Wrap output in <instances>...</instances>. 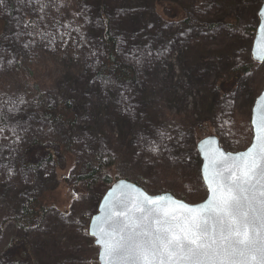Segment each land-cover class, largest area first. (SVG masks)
I'll return each mask as SVG.
<instances>
[{
  "label": "trees",
  "instance_id": "obj_1",
  "mask_svg": "<svg viewBox=\"0 0 264 264\" xmlns=\"http://www.w3.org/2000/svg\"><path fill=\"white\" fill-rule=\"evenodd\" d=\"M11 1L17 4L16 7L7 0L10 12L14 13L28 0ZM30 1L38 6L40 18L35 21L29 13L24 15V26L31 36L29 47L31 45L36 48L39 35L49 25H53L50 32L67 30L73 39L67 40L64 46L66 59L62 62L56 52L50 66L53 76L48 82H41L36 78L38 55L30 53L29 56L25 51H19L20 43L15 37L17 30L7 36L5 47L14 51V64L24 81L18 91H12V82L4 83L0 88V115L3 117L0 119V151L4 150L3 155L10 153L14 147L22 151L19 162L23 168V184L14 191L9 171L0 186V197L8 199L9 206V215L0 224V234L7 220H12L16 227L8 247L11 252L0 254V264L36 263L30 242L27 241L28 233L41 224L53 208L45 200V193L54 191L60 182H66L65 175L59 179L58 174L67 168L69 160L72 171L76 172L72 185L74 192L77 195L83 192L93 193L97 208L109 186L122 177L119 168L125 163L126 157L122 146L135 129L141 128L138 132L143 142L140 144L138 157L135 158L150 170L165 164L164 160L170 152L187 154L182 150L181 140L190 142V149L194 152L197 140L210 134L212 126V120L206 119L204 115L196 118L197 116L189 114L169 113L162 104L157 105L159 82L156 78L160 74L155 70L138 71L132 61L135 57L124 55V50L120 49V37L124 35L130 36V43L139 48L152 45L148 38L152 37L149 34L157 25L146 23L151 19L149 14L145 15V20L140 25H134L129 17V13L143 0H129L126 6V0ZM113 3L115 5H111ZM172 4L174 3H167L165 0L154 2L156 18L160 22H163L162 12L169 11V16L181 24L179 26L184 29V33L202 26L195 24H203V20L195 22L190 15L184 13L185 10L182 12L179 5ZM213 25L215 23L210 22L203 26L207 30ZM256 26L246 29L249 40L244 39V43H241L245 55L242 58L236 59L237 51L232 45H226L222 50L210 54H207L202 44L192 45L193 47L185 45L186 62L189 59L195 62L196 76L205 75L211 64L216 71L207 101V109L213 112L217 121L218 127L213 129L215 133L224 135L233 125L232 117L235 114L228 101L233 80L239 76L247 77L256 66L249 54ZM94 40L97 42L96 49H93L94 45L88 44ZM211 55L212 58L209 59ZM263 85L264 81L257 86L256 91L259 92V87L262 88ZM102 93L108 99L99 106L96 119L89 125L84 124L82 118L88 112L94 95ZM257 95L259 94L253 98L252 93L247 95L252 98L249 108L252 109ZM161 106L164 109L162 112L159 110ZM207 113L208 110L205 115ZM250 114L251 112L247 115L248 123ZM248 123L244 129L247 134L250 131L252 133ZM117 125L121 133L125 131L122 137L115 138L116 142L112 140L109 143V136H115ZM31 132L34 136L31 145H27L26 137ZM82 135L87 138L86 141L82 140ZM221 141L223 142V138ZM153 148L156 150L153 151ZM84 155L87 156L82 158L84 163H81L80 156ZM197 160L199 169L200 158L197 157ZM49 162L52 164L51 169L46 165ZM38 174L41 180L44 181L46 177L50 180L41 187L40 184L36 187L34 181ZM137 182H141L140 178Z\"/></svg>",
  "mask_w": 264,
  "mask_h": 264
},
{
  "label": "rangeland",
  "instance_id": "obj_2",
  "mask_svg": "<svg viewBox=\"0 0 264 264\" xmlns=\"http://www.w3.org/2000/svg\"><path fill=\"white\" fill-rule=\"evenodd\" d=\"M155 1L162 2L164 0H143L129 13L134 25H140L145 20L146 14L151 17L146 23L148 25H157L156 29L149 34L152 37L148 38V41H151L150 44L152 45L139 48L137 45L130 43V36L124 35L120 37V49L124 50V55L131 58L135 57L134 60H131L137 66L138 71L148 72L155 70L160 74L156 78V81L159 82L157 105L162 104L169 113L189 114L197 116L196 118L204 115L206 119L212 120L210 128V134H212L213 129L217 126V121L213 112L207 109V101L216 71L211 64L205 75L196 76V73H194L197 71L195 62L191 59L186 62L185 45L193 47L192 45L202 44L206 48L207 54L213 51H220L226 45H232L233 49L237 51L236 59L237 57L242 58V55L245 56L242 44L244 39L249 40L246 29L258 26V12L264 0H165L167 3L173 2L174 4L172 5H179L181 10H183L182 12L185 10L186 12L184 13L188 14V16L190 15L189 17L194 19L195 22L203 20V24L201 22L195 24L202 26L196 27L189 33H184V29L179 26L181 24H178V21H175L176 19H172L169 16V11L162 12L163 22H160V19L156 18ZM128 2L129 0L125 1V6ZM9 4L17 7V4L11 0H9ZM10 13L7 0H4V3L0 4V88L3 87L4 83L8 82L10 84L12 82V91H18L24 81L14 64V55L12 56L14 51L5 47L7 36L14 30L18 31L15 37L20 43L19 51H25L27 55L30 53L38 55L36 78L41 82H48L53 76L50 66L56 56V52L62 62L66 59L64 46L67 40L71 41L73 39L70 36V31L60 29L50 32L53 25L45 26L34 49L31 45L30 47L28 46L31 36L27 27L24 26L26 25L24 15L29 13L36 21V19L40 18L38 6L28 0L24 1L14 13ZM256 14L257 21H255ZM186 15L184 14L183 16ZM210 22L215 23V25L205 30L203 25ZM233 24L236 26H231ZM2 30L3 32H1ZM88 44L90 46L94 45L93 49L97 47L95 40ZM249 54L251 56V50ZM211 58L212 55L209 56V59ZM254 64L256 66L250 75L247 77L239 76L233 80L230 86L233 88L228 101L231 104L230 109L235 114V117H232L233 125L224 132V135L213 132L219 136L220 140L223 138L221 143L227 150L238 151L245 149L252 139L251 131L249 134L244 131L248 123L247 115L252 110L249 106L253 96L260 94L264 87V85L262 88L260 86L259 92L256 91L258 89L257 86L264 81V63L258 64L254 62ZM195 77H198V80H195ZM249 93H252V98H248L247 95ZM105 97L104 93L94 95L93 101L88 106V112L82 118L84 124L89 125L94 118L96 119V112H98L99 106L108 99ZM163 106L159 107L161 112L164 111L162 109ZM207 110L209 113L205 115ZM223 111L227 112L225 108H223ZM249 116L251 117V114ZM241 124L243 125L241 126ZM248 124L250 125V118ZM140 129L131 131L134 136L132 134L126 140L125 145L122 146L126 157H124L125 163L119 168L121 178L130 179L136 183H138L137 180L140 178L141 182L138 184L142 185L151 194L169 191L190 203L203 200L207 195V190L200 174L201 165L199 169L197 168V157L200 158L197 149L195 148L193 152V149H190L192 147L191 143L181 140L182 150H185L187 154H184V152L183 154L170 152L164 160L165 164H162L159 168L148 170L146 166H143L135 158L138 157L140 144L143 143L138 132ZM116 131L115 136H112L113 138L109 136V143L112 140L116 142L115 138L118 136L122 137L125 130L121 133L120 127L117 125ZM31 133L26 137L27 145H31V140L34 136L33 132ZM145 136L146 133H144ZM86 139L82 135V140L86 141ZM2 152L0 151V186L10 171L11 187L16 191L17 186L23 184V168L19 162L20 157H22V151L14 147L7 155H3ZM86 156H80L81 163H84L82 158ZM200 162L202 164L201 159ZM46 165L48 169L52 168L50 162ZM71 166L72 163L69 160L67 168L61 172L59 171L58 174L59 179H62L65 175L66 182H60L54 191L45 193V200L53 208L50 209L45 220L28 233L27 241L30 242L36 258L35 264H99V247L95 245L94 238L88 234L90 219L98 208V206L97 208L95 207L96 196L90 192H83L79 195L74 192L72 185L74 184L76 172L72 171ZM40 177L38 174L35 178L34 186L39 187L40 184L41 187L44 182L50 180L46 177L43 181ZM8 208V199L0 197V224L8 217ZM4 225L5 228L0 234V254L7 251L11 252L8 247L16 232V227L12 220H7Z\"/></svg>",
  "mask_w": 264,
  "mask_h": 264
},
{
  "label": "snow or ice",
  "instance_id": "obj_3",
  "mask_svg": "<svg viewBox=\"0 0 264 264\" xmlns=\"http://www.w3.org/2000/svg\"><path fill=\"white\" fill-rule=\"evenodd\" d=\"M242 155L248 159L214 175L212 196L200 206L204 214L116 222L104 234L105 264H248L257 255L264 264V147L259 163L251 150Z\"/></svg>",
  "mask_w": 264,
  "mask_h": 264
},
{
  "label": "water",
  "instance_id": "obj_4",
  "mask_svg": "<svg viewBox=\"0 0 264 264\" xmlns=\"http://www.w3.org/2000/svg\"><path fill=\"white\" fill-rule=\"evenodd\" d=\"M258 19L259 24L252 43L251 58L259 64L264 63V1L258 12ZM250 126L252 139L250 144L242 150H227L215 133L197 142L196 149L202 161L200 174L207 190L206 197L199 202L190 203L169 191L151 194L142 185L126 178L114 181L101 197L97 211L90 219L88 226L89 236L94 238L95 245L99 247V264H105V258L101 257L104 234L113 232V225L116 222H124L126 218L139 219L142 216L180 217L189 212L200 216L205 212V209L200 206L206 205L212 196L210 186L211 188L216 187L213 177L217 172L224 170L222 165H231L233 162L239 163L242 159H248V156L242 154H247L250 150L251 155L256 156L257 162H260L259 153L264 147V87L252 107ZM155 197H163V199L157 201L156 204L148 203L147 198ZM258 261L257 255L256 260H250L248 264H258Z\"/></svg>",
  "mask_w": 264,
  "mask_h": 264
}]
</instances>
